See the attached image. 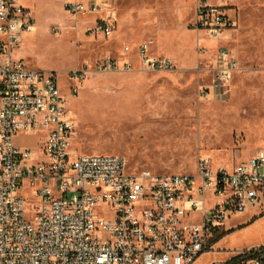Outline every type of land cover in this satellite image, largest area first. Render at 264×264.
I'll use <instances>...</instances> for the list:
<instances>
[{"label": "built area", "instance_id": "2783aa9c", "mask_svg": "<svg viewBox=\"0 0 264 264\" xmlns=\"http://www.w3.org/2000/svg\"><path fill=\"white\" fill-rule=\"evenodd\" d=\"M232 1L196 0L189 24L219 41L211 74L224 90L239 70L221 45L238 26ZM64 7L76 19L100 16L91 36L116 30L106 1ZM35 27L20 0H0V264H194L228 219L264 206L263 148L232 167L200 159L194 173L170 175L132 173L119 155L79 153L57 73L15 59ZM140 55L151 70H174L148 44ZM19 137L33 138L36 150ZM214 264H264V245Z\"/></svg>", "mask_w": 264, "mask_h": 264}, {"label": "rangeland", "instance_id": "374dc122", "mask_svg": "<svg viewBox=\"0 0 264 264\" xmlns=\"http://www.w3.org/2000/svg\"><path fill=\"white\" fill-rule=\"evenodd\" d=\"M65 1L20 0L36 27L14 56L57 73L78 126L79 153L119 155L132 173L170 175L194 173L200 159L232 167L264 149V0L231 2L238 26L221 45L239 70L225 90L211 74L219 41L190 28L195 0H105L117 21L112 36L89 35L95 16L76 19ZM145 44L174 70L146 66ZM78 70L84 72L72 80ZM17 140L21 147L35 141ZM248 211L246 223L239 216L232 221L241 225L219 252L264 244V206ZM210 260L204 255L194 264Z\"/></svg>", "mask_w": 264, "mask_h": 264}, {"label": "crops", "instance_id": "0c3cea01", "mask_svg": "<svg viewBox=\"0 0 264 264\" xmlns=\"http://www.w3.org/2000/svg\"><path fill=\"white\" fill-rule=\"evenodd\" d=\"M67 1V0H66ZM65 1V2H66ZM83 2L85 3H93L95 1H105V0H82ZM21 3V2H20ZM195 3H196V0H195ZM195 3H194V9H195ZM22 5V4H21ZM23 6V5H22ZM25 7V6H23ZM26 9H28L27 7H25ZM30 10V9H28ZM91 16H95L94 19H93V25H94V22L99 19L100 17L97 16V15H91ZM89 16V17H91ZM193 16H194V11H193ZM89 17H86V18H89ZM193 17L191 18V21H192ZM80 21V20H79ZM78 21V22H79ZM190 21V22H191ZM77 22V23H78ZM117 24V23H116ZM92 25V26H93ZM90 26V27H92ZM84 27V26H83ZM193 30V29H192ZM116 31V30H115ZM114 31V32H115ZM195 31V30H194ZM198 32V31H197ZM30 34V33H29ZM29 34H26L24 35V38H26ZM112 34L114 33H111L110 35H106V34H101V35H105V36H112ZM229 36L226 35V37L224 38V40H227ZM23 38V40H24ZM215 49V48H213ZM149 55L151 56L152 54H150L149 52ZM158 56H160V54H158ZM161 56H164V55H161ZM167 57V56H166ZM168 59V58H167ZM170 60V59H169ZM35 142H33V144H24L22 146H28V147H35ZM129 170V169H128ZM130 171V170H129ZM131 172V171H130ZM155 175V174H154ZM249 212H252V211H246L245 213H242V214H238V215H235L233 217H231L230 219H228V221L225 223L224 227H223V232H221L220 235H218L219 237L223 234H225L222 238H220L218 241L214 242V239L218 238V236L214 237L213 240H212V243H211V248L207 251H205L204 253H202V255L199 257L201 258L202 256L206 255V256H211V260L209 261L208 264H214V263H217V262H225V261H228L230 260L231 258L234 257L235 253L236 252H233L232 254H230V251L225 253V252H219L220 249L222 250L223 249V246H224V243L225 241L231 236V233H228L231 229H233V227L237 226V225H241V223H236V224H233V220L237 218V216L239 217H242V218H245L244 219V222L243 223H246L251 217V216H248V213ZM261 245H264V244H261ZM260 246V245H259ZM249 248H252V247H249ZM227 249V248H226Z\"/></svg>", "mask_w": 264, "mask_h": 264}, {"label": "trees", "instance_id": "16d2710c", "mask_svg": "<svg viewBox=\"0 0 264 264\" xmlns=\"http://www.w3.org/2000/svg\"><path fill=\"white\" fill-rule=\"evenodd\" d=\"M225 234L221 235L220 237L218 236V238L214 239V242L218 241L220 238H222Z\"/></svg>", "mask_w": 264, "mask_h": 264}]
</instances>
